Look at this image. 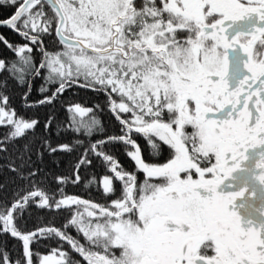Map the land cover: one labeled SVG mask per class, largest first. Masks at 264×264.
Segmentation results:
<instances>
[{
    "label": "snow or ice",
    "instance_id": "6c2138e0",
    "mask_svg": "<svg viewBox=\"0 0 264 264\" xmlns=\"http://www.w3.org/2000/svg\"><path fill=\"white\" fill-rule=\"evenodd\" d=\"M0 6L15 8L0 27L26 41L12 44L0 35L15 57L0 59V74L9 73L0 88L8 79L26 85L27 107L53 104L73 86L104 93L119 125V134L91 141L105 131L96 115L104 108L69 102L67 129L76 138L56 146L45 139L41 149L80 153L72 176L55 178V193L39 187V169L24 173L27 144L20 158L29 159L8 166L26 182L11 203L0 204V235L22 245L15 264H81L72 253L86 264H264V0H0ZM45 37H54L56 50L45 47ZM35 78L43 80L41 98L29 103ZM8 100L0 91V127L8 128L0 151L39 124ZM115 145L132 170L108 150ZM164 146V162L154 160ZM93 159L104 167L98 183L95 172L81 175ZM69 182L95 184L105 202L67 195ZM32 204L70 216L60 227L25 232L15 221ZM41 239L71 251L35 252L31 245ZM0 260L12 264L7 250Z\"/></svg>",
    "mask_w": 264,
    "mask_h": 264
},
{
    "label": "trees",
    "instance_id": "16d2710c",
    "mask_svg": "<svg viewBox=\"0 0 264 264\" xmlns=\"http://www.w3.org/2000/svg\"><path fill=\"white\" fill-rule=\"evenodd\" d=\"M51 15V10L46 9ZM15 11L14 7L0 6V20L10 17ZM0 35L5 37L7 41L12 44H24L26 43L19 35L11 31L8 28L0 27ZM44 45L48 50H56V42L54 37H45ZM33 56L36 61L40 60V53L34 50ZM0 59H15L14 53L10 51L3 43H0ZM9 77L7 71L0 74V81ZM43 83L42 78H35L32 82L31 94L28 97V102L37 101L41 98L39 88ZM54 87V86H53ZM27 86L18 85L14 79L7 80V87L0 88L5 95L8 96V103L11 108L16 110L19 116L31 120L33 118L39 121L38 126L33 130H29L27 135L21 139H16L15 141H6L4 143L5 151H0V204L5 202L11 203L14 200V194L19 192L21 188L25 186V181H22L17 173L9 170L10 164H15L19 167L24 161L29 159L28 155H23L21 159L23 146L27 144L30 148V167L24 168V173L27 174L31 169H39V174L35 178L38 182L39 187L47 191L48 193H55L57 191V176H72L73 174V163L76 158L80 155L79 152H73L71 155L66 153L57 152L54 155H49L47 150H43L41 154V149L43 146V141L48 139L53 146L69 143L71 144L73 139L76 138V134L67 129L68 123V113L66 108L70 103H80L82 106L87 108H92L94 105H99L104 108L102 112L97 111L96 115L101 120V127L105 129L104 132H97L95 135L90 137L91 141H96L106 137L107 135L116 133L119 134V125L115 121L113 115L108 111L105 106L106 97L104 93H97L90 89L80 88L73 86L68 89L63 95L57 99L53 104H46L43 106H33L27 107L23 100V95L27 91ZM51 93H47L50 95ZM92 114L90 113L89 116ZM54 117L52 126L50 129H45V122L49 117ZM88 117H85L87 119ZM79 119V117L77 118ZM63 125L59 127L58 125ZM8 133V128L0 127V140H3L4 136ZM78 138L84 139L81 135ZM138 142L143 145L144 141L139 137H136ZM115 157L119 160L120 164L128 169L132 170L134 165L133 162L125 155L123 149L120 145H115L108 149ZM145 158L147 157V152L145 151ZM168 149L164 146L163 157L153 158L158 160V162H164L163 158L167 157ZM95 172L97 176V183L99 178L104 174V167L102 166L100 160L93 159L92 166L89 168H82V177L90 179V174ZM117 188H119V183H117ZM64 192L67 195L79 196L83 199L92 200L98 203H104V196L102 195V190L97 191L96 185L93 184L89 188H85L83 183L80 185H74L72 183H67L63 185ZM59 198V197H57ZM75 207V206H73ZM70 216L67 209H41L35 204L27 207L23 213L22 218L15 221L16 226L22 231H32L35 228L55 225L60 227L62 222L66 221ZM74 237H77L83 243L82 236H77V233L73 229L68 230ZM62 247L66 251H71L66 243L60 244L57 240H47L41 239L36 243L31 245V248L41 254H49L51 249ZM10 255L12 264H15L17 259H23L22 257V245L21 242L15 238H12L8 234L0 235V257L3 256L4 251ZM76 259L81 260V264H86L82 261L77 254L72 253ZM58 256V253H57ZM35 260V257H34ZM2 264V260H0Z\"/></svg>",
    "mask_w": 264,
    "mask_h": 264
},
{
    "label": "water",
    "instance_id": "95a60500",
    "mask_svg": "<svg viewBox=\"0 0 264 264\" xmlns=\"http://www.w3.org/2000/svg\"><path fill=\"white\" fill-rule=\"evenodd\" d=\"M14 13V12H13ZM4 28H8V27H4ZM9 29V28H8Z\"/></svg>",
    "mask_w": 264,
    "mask_h": 264
},
{
    "label": "flooded vegetation",
    "instance_id": "af4514ba",
    "mask_svg": "<svg viewBox=\"0 0 264 264\" xmlns=\"http://www.w3.org/2000/svg\"><path fill=\"white\" fill-rule=\"evenodd\" d=\"M50 253H51V252H50ZM50 253H49V254H50Z\"/></svg>",
    "mask_w": 264,
    "mask_h": 264
}]
</instances>
